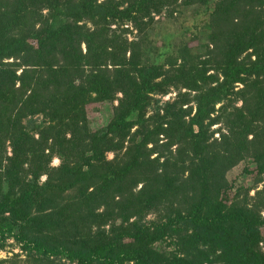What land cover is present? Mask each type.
<instances>
[{"label":"trees","instance_id":"trees-1","mask_svg":"<svg viewBox=\"0 0 264 264\" xmlns=\"http://www.w3.org/2000/svg\"><path fill=\"white\" fill-rule=\"evenodd\" d=\"M188 6L205 42L149 59L154 17ZM113 101L91 131L87 107ZM243 161L252 185L233 189ZM263 176L264 0H0V251L11 238L33 264H264V183L248 197Z\"/></svg>","mask_w":264,"mask_h":264},{"label":"rangeland","instance_id":"rangeland-1","mask_svg":"<svg viewBox=\"0 0 264 264\" xmlns=\"http://www.w3.org/2000/svg\"><path fill=\"white\" fill-rule=\"evenodd\" d=\"M155 24L151 32L149 33L148 40L150 43L147 45L146 55L149 59L153 60L157 57L158 53L165 51H172L176 48L182 47L186 44L189 49L194 52L197 43L203 44L205 41V37L203 36L202 27L206 20V15L202 14V8L197 6H188V7H180L178 9V13L174 14L172 18H164L156 16L154 17ZM114 26H111L113 28ZM197 50V49H196ZM198 53H201V50H197ZM164 55L159 59L161 62ZM166 58V57H165ZM158 60V59H157ZM240 86L238 85V88ZM180 93L185 92V90L180 89ZM177 91L174 89H170L168 93L164 95H156L154 99L157 100L158 103H163L166 101H171ZM119 97V94L116 95ZM116 104V101H113L112 104L109 103H100L96 106L87 107V125L91 131L98 130L103 127L110 115L111 108ZM236 107L240 106V102L233 103ZM219 105L215 106V109L218 108ZM193 111L191 112V114ZM149 114V113H147ZM40 117L36 116L29 121L32 123L39 122ZM219 125H214L210 129H216ZM214 138L217 137V134L213 135ZM7 146V144H6ZM174 148V147H172ZM7 155H9V149L7 148ZM112 158L111 153H106V159L109 160ZM59 163L58 159L53 157L50 161V166L55 167ZM245 167H251L247 165L246 161L239 162L236 166L230 169L226 174L225 178L227 182L236 189L237 187L247 188L252 185L253 177L250 175H245L243 173V169ZM44 177H40V182L43 181ZM264 183V176L262 181L256 185V187L248 192V197H252L256 190H260ZM233 192H229L231 195ZM260 216L264 218V209L261 211ZM152 215H148L146 219H151ZM107 229V226L105 227ZM264 232V231H263ZM159 249L163 251H168L170 248L166 247L164 244L158 245ZM260 251H264V242L260 244ZM13 255H17L16 258L13 259L15 264H33L26 257L25 253L22 252L18 246V244L12 240L11 238L6 239L4 248L0 251V260L2 259H10ZM53 264H66V261L63 258H54Z\"/></svg>","mask_w":264,"mask_h":264}]
</instances>
